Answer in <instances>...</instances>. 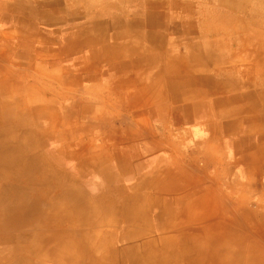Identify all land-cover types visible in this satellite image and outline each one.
<instances>
[{
	"label": "crops",
	"instance_id": "obj_1",
	"mask_svg": "<svg viewBox=\"0 0 264 264\" xmlns=\"http://www.w3.org/2000/svg\"><path fill=\"white\" fill-rule=\"evenodd\" d=\"M140 5L142 12L150 11L147 13L146 20L137 27V29L139 27L145 29L142 37L144 34L145 42L148 41V46L139 49L141 54L139 58L141 59L137 62L131 59L128 62H117L113 66L107 65L101 74L118 78L115 76L120 71H129L127 69L129 65L137 63L132 67L135 72L132 73L134 76L126 77L127 79L133 80V78L136 79V77L144 75L147 80V75H149V78L160 80L157 87L150 86L149 89L134 96L132 102L126 105L127 107L120 108V112L137 108L139 99L152 105L154 100L151 94H155L159 97L157 100L159 104L153 113L154 123H151L153 119H149L151 117L148 110H132L129 111L130 123L125 125L128 127L125 130L115 128L112 124L103 125L105 122L91 124L88 129L102 131L100 136L102 149L100 151H91L93 148V144L90 142L92 138H88V141L78 139L69 143L64 142V139L60 137L58 139L59 148L57 147L53 152L43 153L39 151L43 143L36 139V134L39 135L38 130L26 125L23 120L25 114L15 112L18 111L15 106L1 101L2 94L8 93L9 86L7 81L4 82V79L0 80V244L3 245L0 264H41L34 260L33 263H30L24 259L25 256L20 254L23 252L39 253L36 245L31 251L27 249V251L21 252L16 251L13 245L23 239H30L32 232L30 231L32 226L29 224L30 219L27 216V218L24 217V214L18 213L17 208L32 209L31 207L37 204L45 207L48 174L53 175L55 200L62 206L88 207L86 198L90 194L84 187L90 185L96 189V193L92 194L94 202L109 205L106 206V211L118 216L120 222L138 221L147 210H152V217L155 221L153 226L157 237L154 238L149 232V234L124 236L115 240V244L117 242L129 243L124 250H121L122 254L128 253L126 262L123 260L125 264H264V246L250 243L247 233L239 235L232 229L233 224H237L239 218L242 219L241 217L250 219L258 216L264 217V203H262L264 186H260L262 194L255 197L257 201L255 207L244 203L242 209L234 213L228 223H224L223 219L230 208L226 199L231 198L234 184L242 179L248 181V177L252 173L256 174L258 179L264 177V155H258L261 151L248 152L244 158L251 164L238 163L233 166L231 169H236L237 173L236 171L230 172V167L227 166L226 171L216 169L212 178L201 174L199 179L194 181L192 177L183 175L182 172L186 160L195 161V152L193 151L201 148L198 141L202 135L209 134L217 138V133L222 131L229 136L236 132L235 124L237 122H254L247 117L242 118L241 115L244 114L242 107L245 106L244 109L251 112L258 105L257 100L261 101L258 97L260 95L246 89L244 84L241 86L245 88L244 91L235 90V86L239 85V80L236 75L227 74L224 70L211 68L212 73L209 74H204L201 70H199L200 72L181 70L180 63H183L185 58L198 57L200 63H203L204 59L207 61L205 57L209 56L207 49L202 48L198 51L195 48L196 45L187 38L188 35L183 29L181 36L185 39L173 40L177 47L178 45L182 47L183 55L178 58L173 67L166 70L159 68L154 71L155 68H152L155 66L152 56L154 52L152 49L149 51L147 49L151 46L163 45L165 40V36L160 38V34L155 29L157 24L154 18L161 13L155 12L158 7L157 3L145 0ZM175 7L172 5V8ZM6 8L7 10H17L13 3L7 4ZM214 17L219 18V16ZM8 21L10 24L15 21L14 24L17 26L26 24L23 15L17 20ZM89 28L73 24L71 27H67V31L60 37V39L63 37L67 39L63 46L66 55L74 54L78 49V52L81 51L80 48L83 45L92 48L87 50L89 54L87 53L86 57L81 52L80 55L72 58V61L85 60L83 70L86 72L90 73L95 69L97 63L110 59L114 56L113 52L122 53L123 51L118 49L120 48L118 41L121 40L126 44L127 42L132 43V40L126 35L115 33L111 35L112 41L108 40L103 44L102 41L105 37L103 32H93L92 34ZM169 28L171 30L168 28L167 30L174 33V30ZM81 35L91 37H86L85 42L82 43ZM122 36L127 41L123 40ZM225 46L226 44L223 45V47ZM130 54L132 55L133 52ZM92 56L98 58L94 64L89 60ZM156 56H160L159 51ZM216 62H218L217 58L212 60V66L217 67ZM149 70L150 72H148ZM138 73L139 75H137ZM0 76L8 77L5 74ZM88 76L92 78L91 74ZM66 99L68 96L63 98V100ZM201 99L205 101H201ZM243 101H247L246 104H240ZM209 104L216 108L214 110L216 112L209 111ZM228 105H236L238 108L233 111L227 108ZM200 106L204 110L202 113ZM87 109L89 107L83 104L82 113H85ZM113 110L115 112L117 109ZM227 117H231L230 119L235 117L236 120L223 121ZM115 118L120 117L116 116ZM164 118H166L165 121ZM205 118L210 122H203ZM217 118L222 121L219 128L216 126L218 122H211L212 119ZM260 119L264 120V116H260ZM102 125L103 128H101ZM151 125L154 127V131ZM186 126L196 127V129L189 132ZM171 127H173L172 133L169 132ZM98 132L96 134H99ZM180 134H189L190 139L182 140ZM173 135L181 140L177 142L175 138H172ZM149 137H154L156 143L146 142L145 144L143 140ZM215 140H217L218 147L209 145L204 148L216 151L226 150L229 153L227 159H233L239 153L242 154L245 149L253 148L249 138L222 139V135H220ZM149 155L153 156L148 158ZM50 156L55 158L54 165L50 162L47 164ZM174 157H176V161H174ZM132 161L135 162L136 174L132 173V176L128 177L130 173L127 172V168L130 167ZM67 169L70 170V174L65 173ZM246 185L240 190L239 196L246 194L250 184ZM159 188L163 189L160 193L156 192ZM220 190L226 192L220 194ZM172 201H176L175 208H172ZM199 207L202 208L200 212L194 210ZM138 208H142V216L138 215ZM37 219L35 218L37 222H42V226H45L44 219L39 220L38 217ZM61 219L68 220L67 216L63 215H61ZM110 223L114 224L110 221L106 223L99 221L88 225L85 227L86 234L79 233L78 237L71 229L64 228L62 237L65 238L64 236L69 232L74 238L70 246V251L73 250L74 253L70 257L71 264H80L77 238L85 235L87 238L94 237L98 230L105 227L104 231H106L107 225L115 227ZM73 230L79 232L78 227H73ZM102 238L100 250L102 253L96 258L90 255V243H87L86 264H105L107 260L109 264H116L117 251L113 241L108 239L110 237L107 233H104ZM43 245L45 242L40 241V250L46 252V246ZM226 256H228V261L224 262L222 259ZM221 260L223 262H220Z\"/></svg>",
	"mask_w": 264,
	"mask_h": 264
},
{
	"label": "rangeland",
	"instance_id": "obj_2",
	"mask_svg": "<svg viewBox=\"0 0 264 264\" xmlns=\"http://www.w3.org/2000/svg\"><path fill=\"white\" fill-rule=\"evenodd\" d=\"M145 0H0V75L5 74L8 77L2 78L4 82L7 81L8 93L2 94L1 101L16 107L15 112L25 114L23 120L27 126L35 127L38 130L36 139L42 142L43 145L39 151L53 152L57 147H60L58 139L62 137L64 142H74L78 139L88 141L91 139L93 148L91 151H100L101 141L100 136L102 131L88 129L91 124L98 122H105L104 124H112L115 128L126 129L125 125L130 123L129 111L144 110L153 119L156 108H158L157 95L151 94L153 97V104L145 103L143 99H139L137 108L128 109L120 112L122 106L127 107L132 102L134 96L139 95L150 86H158L160 80L149 78L147 75L132 78L135 73L132 67L137 63H132L126 71H120L114 78L102 75V70H105L107 65H114L117 62H128L132 59L134 62L139 61V49L148 46L146 38L142 37L145 29L137 27L146 20L147 13L142 12L140 8L141 2ZM150 3H157L155 12L157 14L154 18L157 26L156 32L160 34V38L165 36L163 45L151 46L147 50L152 49L154 54V71L160 69L166 70L176 64V60L183 55L181 46L175 45L173 40L185 39L182 35V29L186 31L187 38L196 46L195 48L201 50L207 49L209 56H206L203 63H200L197 58H185L183 63H180L181 70H192L204 72V74L212 73L211 68L224 70L227 74L236 75L239 80V85H236L235 90L244 91L243 84L246 89L258 93L260 96L257 100L258 105L251 112L242 107V118L252 119L254 122H237L235 124L236 132L231 135L224 134L219 131L218 137L222 135V139L231 137L235 140H242L249 138L253 148L245 149L242 154L239 153L233 159H227L228 152L226 150H210L204 146L218 147L216 137L209 134L202 135L198 141L201 147L195 152V161L186 160L182 167L183 175L192 177L197 181L201 174L208 178H212L216 169L236 171L231 169L238 163L245 165L251 164L244 157L248 152L255 150L261 151L258 155H264V120L260 116H264V0H149ZM15 5L17 10H7L6 5ZM175 5V8H172ZM214 16H219L217 19ZM25 16L26 24L17 26L12 21L17 20L21 16ZM87 27L92 32H103L105 35L102 43L105 44L108 40L112 41L111 35L117 33L118 35H126L132 40V43H123L121 40L120 49L122 53H114L110 59L103 60L97 63L95 69L89 72L83 70L84 61H72L74 56L80 55L82 52L87 56V50L92 49L90 46L83 45L72 54L66 55L64 51V44L66 38L60 39L62 34L67 31V27L72 25ZM110 27V28H107ZM171 27L174 30H167ZM171 30V29H170ZM185 34V35H186ZM90 38L88 35H81L80 41L84 43V39ZM123 39V36H122ZM126 40L127 39H123ZM114 43V42H111ZM190 43V42H189ZM101 44V43H99ZM98 44V45H99ZM183 44V43H182ZM191 44V43H190ZM223 47V45H225ZM92 46V44H91ZM94 46V45H93ZM160 56H156L157 52ZM130 52H133L131 55ZM77 54V55H76ZM89 54V53H88ZM211 56V58H210ZM217 58L216 66H212V60ZM95 56L90 57L92 64L96 62ZM211 59V60H210ZM210 60V61H208ZM179 64V62H177ZM202 64V65H201ZM204 64V65H203ZM101 68V69H100ZM151 68V69H152ZM9 72V73H6ZM150 72V70L148 71ZM92 76L90 78L88 75ZM130 75V76H129ZM139 75V73L137 74ZM120 76V77H119ZM144 77V78H143ZM109 82V86H108ZM161 87V86H160ZM156 89V88H155ZM125 91H128L125 93ZM110 93V97H109ZM65 96L68 99L63 100ZM108 98V99H107ZM201 101H205L201 99ZM243 101L240 104H246ZM86 104L89 107L82 113V105ZM149 105V107H148ZM209 104V111L216 112L215 107ZM229 109L236 111V105H228ZM113 109H117L115 112ZM200 106L201 113L204 111ZM119 116L120 118H115ZM251 116H256L255 119ZM225 118L223 121H235L236 118ZM166 118H164V121ZM155 119L151 123H154ZM203 122H210L209 119H203ZM211 122L217 123L219 128L222 121L212 119ZM103 125L101 128H103ZM152 130L154 127L151 125ZM173 127L169 128V132ZM190 131H195L196 127H189ZM235 129V128H234ZM154 131V130H153ZM199 131L200 128H199ZM99 134H96V133ZM176 133L177 131H173ZM203 133V132H202ZM190 135L192 133H189ZM188 134V135H189ZM176 135V134H175ZM187 134H180L181 138L190 139ZM172 138H175L173 135ZM177 137V142L181 140ZM149 143H156L154 137H149L143 140ZM189 151V150H188ZM189 153V152H188ZM154 155V154H153ZM153 155H149L148 158ZM189 155V154H187ZM177 157V156H176ZM174 157V161H176ZM244 158V160H242ZM55 158L50 156L48 162L55 164ZM230 161V162H229ZM135 162L130 163L127 172L129 176L136 174ZM130 168V169H129ZM132 171V172H131ZM65 173L70 174V170H65ZM227 173V172H226ZM251 174V173H250ZM127 175V174H126ZM125 175V176H126ZM124 176V177H125ZM98 181V179H96ZM200 182V181H199ZM246 182V183H245ZM251 182V183H250ZM250 184L244 196H239L240 190ZM205 186V185H204ZM260 186H264V177L258 179V176L252 173L247 180H240L235 183L232 188V196L226 199L230 208L224 216V223H228L229 219L234 213L240 211L244 203H248L251 207H255L257 201L255 197L262 194ZM84 189L90 195L87 196L86 201L88 207L78 206L71 207L60 205L55 199V189L53 185V175L48 174V185L46 190L47 203L45 207L35 205V209H31L35 215L28 217L30 231H32L30 239L18 241L13 248L18 251L36 249L39 253L30 254L29 252L20 253L25 256L24 259L33 263L38 261L41 264H71L70 251L72 238L68 232L65 238L62 237L64 228L71 229L78 237L80 234H86L88 225L97 223L99 221L114 222L115 227L106 226L104 229L98 230L94 237L87 238L81 236L77 238L79 247V263L86 264L88 256V244L90 243V255L98 257L102 252L101 242L104 233L109 234L108 239L113 241L114 247L117 251L115 261L116 264H125L126 254H122L128 242L114 243L116 239L130 235L150 234L157 237L154 231V217L150 209L142 216L143 210L139 209V214L142 218L138 221L120 222L119 217L112 215L106 211L109 205L96 203L92 194L96 193V189L85 186ZM159 188L156 192H162ZM38 193V189L36 191ZM221 193L226 191L220 190ZM234 194V195H233ZM38 196V195H37ZM250 197V198H248ZM172 208H175L172 201ZM264 203V200H262ZM32 208V207H31ZM45 210V211H44ZM200 212L202 208H195ZM87 212V213H86ZM61 215L67 216V221L61 219ZM192 216H194L192 214ZM44 219L43 223L37 222ZM27 218V217H26ZM35 218L37 220H35ZM76 218V220H74ZM182 218V217H181ZM239 218L237 224H233V230L239 235L249 236L250 243H258L264 246V217L257 218ZM166 220V219H165ZM186 220V219H182ZM76 221V222H75ZM164 221V220H163ZM76 223V224H75ZM73 224V226H72ZM75 224V225H74ZM87 224V225H86ZM245 225V227H243ZM63 226V227H62ZM73 227H78L79 232L73 230ZM96 228V226H95ZM115 228V229H114ZM84 230V231H81ZM57 235V237H56ZM101 236V237H99ZM245 236V237H247ZM39 237V238H38ZM146 237V236H145ZM102 238V239H101ZM39 239L45 242V250H40ZM0 244V254L2 250ZM92 260V259H91ZM224 262L228 261V256L222 259ZM220 262H223V261ZM218 262V261H217ZM96 263V261H95ZM105 264H109L108 260ZM237 264V263H235Z\"/></svg>",
	"mask_w": 264,
	"mask_h": 264
},
{
	"label": "bare ground",
	"instance_id": "obj_3",
	"mask_svg": "<svg viewBox=\"0 0 264 264\" xmlns=\"http://www.w3.org/2000/svg\"><path fill=\"white\" fill-rule=\"evenodd\" d=\"M185 57V56H184ZM177 61V60H176ZM33 144V143H32ZM10 145V144H9ZM17 147V146H16ZM34 147V146H33ZM36 147V146H35ZM15 148V147H14ZM20 148V147H19ZM5 149V148H4ZM13 153V152H12ZM5 154H7L8 155V153H5ZM2 158V157H1ZM3 160V159H2ZM1 160V161H2ZM2 164V163H1ZM3 165V164H2ZM5 165V164H4ZM13 167H15V166H13ZM53 167V166H52ZM8 168V167H7ZM128 182V181H127ZM104 194V193H103ZM100 197V196H99ZM103 198V197H102ZM18 206V205H17ZM31 206V205H30ZM13 208V207H12ZM18 209V213H22V214H24L25 216L24 217H31L32 215H35L34 214V210L32 211L31 209H28V208H25V207H20V208H17ZM32 209H35V206L34 207H32ZM13 212H14V209H13ZM12 212V213H13ZM17 213V214H18ZM32 214V215H31ZM10 215V214H9ZM4 216V215H3ZM56 237H57V235H56ZM123 252V251H122ZM127 259V258H126ZM125 261V260H124ZM126 262V261H125ZM129 263V262H128Z\"/></svg>",
	"mask_w": 264,
	"mask_h": 264
}]
</instances>
